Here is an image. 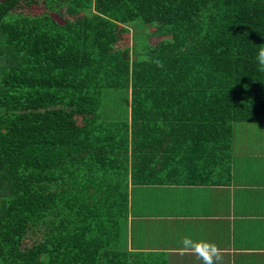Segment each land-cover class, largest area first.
Returning <instances> with one entry per match:
<instances>
[{"label":"trees","instance_id":"obj_1","mask_svg":"<svg viewBox=\"0 0 264 264\" xmlns=\"http://www.w3.org/2000/svg\"><path fill=\"white\" fill-rule=\"evenodd\" d=\"M129 24L152 26L133 51ZM261 46L264 0H0V264H139L109 243L129 111H192L225 152L233 122L264 120Z\"/></svg>","mask_w":264,"mask_h":264},{"label":"crops","instance_id":"obj_2","mask_svg":"<svg viewBox=\"0 0 264 264\" xmlns=\"http://www.w3.org/2000/svg\"><path fill=\"white\" fill-rule=\"evenodd\" d=\"M131 113L133 182L119 230H110L111 247L122 246L139 264H203L180 250L191 236L217 244L221 264H264V120L233 122L230 147L212 155L207 125L184 124L192 111H152L136 126ZM140 160L150 162L134 178Z\"/></svg>","mask_w":264,"mask_h":264},{"label":"clouds","instance_id":"obj_3","mask_svg":"<svg viewBox=\"0 0 264 264\" xmlns=\"http://www.w3.org/2000/svg\"><path fill=\"white\" fill-rule=\"evenodd\" d=\"M259 71L264 72V46L259 47L256 56ZM181 251L195 255L203 264H221L223 260L222 249L215 243L200 239H193L185 236L181 242Z\"/></svg>","mask_w":264,"mask_h":264},{"label":"rangeland","instance_id":"obj_4","mask_svg":"<svg viewBox=\"0 0 264 264\" xmlns=\"http://www.w3.org/2000/svg\"><path fill=\"white\" fill-rule=\"evenodd\" d=\"M32 11L38 12L40 11L41 7L37 5H32ZM128 27V32L121 35L118 39V46L121 47H129L132 51L134 50L136 43L135 40L133 39L134 35L142 34L148 31V29L152 26L150 25H142V26H136L134 24H129L127 25ZM161 39H169L168 36L164 37H152L148 40L150 44H155Z\"/></svg>","mask_w":264,"mask_h":264}]
</instances>
